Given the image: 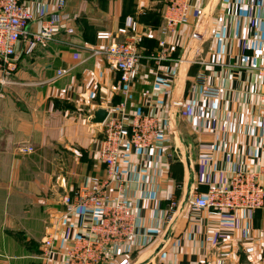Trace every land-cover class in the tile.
<instances>
[{
    "label": "crops",
    "instance_id": "0c3cea01",
    "mask_svg": "<svg viewBox=\"0 0 264 264\" xmlns=\"http://www.w3.org/2000/svg\"><path fill=\"white\" fill-rule=\"evenodd\" d=\"M58 1L26 0L35 16L30 33L57 12ZM189 1V22L166 35L167 0H66L69 19L59 21L53 41L27 54L23 37L12 82H0V264H46L42 249L51 235L59 250L51 264H66L69 241L94 221L97 213L84 207L64 215L63 199L89 177L105 175L103 125L92 118L101 108L113 111L124 97L120 72L90 48L130 39H140L143 59L126 109L171 120L173 134L171 148L152 151L146 163L124 144L121 169L128 198L140 210L141 238L127 252H110L106 264L125 258L131 264H264V207L216 215L186 203L191 194L228 184L234 171L264 164V77L258 74L264 0ZM102 31L114 37L98 40ZM60 69L71 72L58 77ZM201 75L221 90L220 98L202 94ZM28 147L33 152L21 151ZM170 195L177 208H170Z\"/></svg>",
    "mask_w": 264,
    "mask_h": 264
},
{
    "label": "built area",
    "instance_id": "2783aa9c",
    "mask_svg": "<svg viewBox=\"0 0 264 264\" xmlns=\"http://www.w3.org/2000/svg\"><path fill=\"white\" fill-rule=\"evenodd\" d=\"M189 0H167L164 13L165 27L162 34L174 32L181 25L189 22ZM66 0H59L57 12L45 20L38 32H29V25L35 20L34 14L26 4V0H0V62L5 77L0 82H12L11 70L13 60L17 57L18 46L27 36L25 52L32 53L38 46H46L55 39L56 30L61 19L68 20L64 13ZM63 12V13H62ZM74 28H67V33H73ZM127 33L126 29H119ZM114 37L110 31L97 34L98 40L109 41ZM138 40L108 42L100 47H91L93 57H103L109 60L120 72L121 93L124 101L109 112L103 125L99 157L105 166V175L89 177L73 195L64 196L66 210L64 215L74 213L84 207L92 210L95 215L90 227L83 234L71 238L63 252L66 264H106L108 254L127 252L141 238V214L138 206L128 198V180L121 169V162L126 160L127 152L124 144H130L144 156L145 163L151 160L152 151L158 154L171 148L173 127L171 120L144 111L130 114L126 109L131 95V89L137 78L138 68L143 59ZM165 48V41L160 42ZM167 51L162 50L161 59L167 57ZM71 72L70 69H60L57 76L62 77ZM258 74L264 77V56L258 68ZM202 94L205 97L220 98L221 90L209 85L203 75L199 77ZM261 98V121L264 129V91ZM22 152H33L32 147L21 149ZM264 164L258 169H239L234 171L228 184L211 186L203 194H191L187 205L195 210H209L216 215L227 210L248 209L258 210L264 207ZM174 195H170V208H177ZM209 240H213L210 238ZM255 247L247 248V253H253ZM59 253L55 236H49L43 245L42 259L51 264L53 257ZM224 252L222 257L228 258ZM118 264H131L128 258ZM217 264H221L218 260Z\"/></svg>",
    "mask_w": 264,
    "mask_h": 264
},
{
    "label": "water",
    "instance_id": "95a60500",
    "mask_svg": "<svg viewBox=\"0 0 264 264\" xmlns=\"http://www.w3.org/2000/svg\"><path fill=\"white\" fill-rule=\"evenodd\" d=\"M204 32H205V27L197 31L194 37L192 38L189 44L188 50L184 56L185 64L187 63V61H189L192 50L200 44L201 38L204 35ZM108 115H109V111L105 108H101L95 112V115L93 116L92 121L94 123L103 124L106 118L108 117Z\"/></svg>",
    "mask_w": 264,
    "mask_h": 264
},
{
    "label": "trees",
    "instance_id": "16d2710c",
    "mask_svg": "<svg viewBox=\"0 0 264 264\" xmlns=\"http://www.w3.org/2000/svg\"><path fill=\"white\" fill-rule=\"evenodd\" d=\"M259 210V209H258Z\"/></svg>",
    "mask_w": 264,
    "mask_h": 264
}]
</instances>
